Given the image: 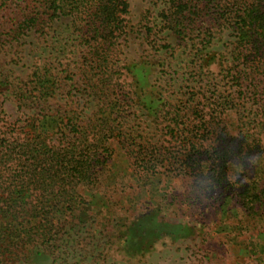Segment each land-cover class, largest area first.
I'll return each mask as SVG.
<instances>
[{"label": "trees", "instance_id": "obj_1", "mask_svg": "<svg viewBox=\"0 0 264 264\" xmlns=\"http://www.w3.org/2000/svg\"><path fill=\"white\" fill-rule=\"evenodd\" d=\"M128 13L125 0H0V98L4 88L22 112L36 114L31 117L32 130L23 139L6 138L0 132V257L9 260L5 264H28L26 247L57 238L62 227L74 221L75 211L88 204L81 191L102 185L112 156L113 129L127 131L123 120L117 122L119 109L134 102L133 98L112 99L110 78L104 76L111 52L128 34ZM160 16L163 29L178 39L196 31L198 51L211 45L218 33L230 32L232 40L221 59L224 65L218 64L224 75L214 76H221L218 82H225V90L211 85L214 89L204 103L197 106L193 94L180 101V108L161 96L152 113L158 124L167 123L164 129L175 143L151 145L146 134L127 132L131 139L127 155L144 179L165 171L193 182L190 196L184 193L174 199L195 204L206 197L210 210L218 203V211L226 207L222 214L236 211L235 219L230 215L227 223L219 222L227 224L231 244L243 242L240 237L251 231L250 226L264 222V0H169V8ZM63 17H71L88 49L77 68L78 78L74 80L66 65L62 69L66 75L55 73L51 63L42 68L36 65L26 80L14 77L8 63L22 60L25 40H47L56 31L53 24ZM144 29L148 36H155L151 27ZM66 80L71 82L68 90ZM72 90L74 97L83 91L91 103H98L97 112L83 118L82 109L75 110L69 117L70 104L55 100L59 92L67 96ZM107 109L112 112L106 116ZM116 112L118 116L112 117ZM55 118L57 140L33 136L39 121ZM29 133L32 137L26 138ZM209 141L211 145L205 147ZM229 166L237 169L231 171ZM60 209L65 216L54 221L52 215ZM155 213H142L127 227L126 233L131 231L133 238L126 243L139 246L137 251L156 232L167 233L168 227L178 230ZM78 219L79 224L85 223ZM246 245L249 257L264 252L259 242L249 240Z\"/></svg>", "mask_w": 264, "mask_h": 264}, {"label": "rangeland", "instance_id": "obj_2", "mask_svg": "<svg viewBox=\"0 0 264 264\" xmlns=\"http://www.w3.org/2000/svg\"><path fill=\"white\" fill-rule=\"evenodd\" d=\"M125 1L129 9L125 16L128 34L111 52L108 73L104 76L110 78L112 99L134 100L132 107H128L126 102L119 109L117 122L123 120L127 131L113 129L115 138L110 140L112 156L108 160L102 185L81 191L88 204L74 212L76 218L62 227L57 238L44 245L33 243L26 247V255L30 258L28 264H264V252L258 257H249L246 245L249 240L259 242L264 250V222L250 226L251 231L240 237L243 242L231 244L227 224L222 225L219 221L222 219L227 223L230 215L235 219L236 211L222 214L226 207L218 211V203L210 210L206 197L195 204L174 199L184 193L190 196L193 182L165 171L144 179L137 174L140 170L131 165L133 160L127 155L131 140L129 133L134 136L146 134L151 145L169 143L172 146L175 143L171 140L172 135L164 129L167 123L158 124L152 113L161 96H166L172 106L180 108V101L191 99L193 94L196 95L197 106L204 103L214 89L209 87L211 85H218V91L225 90V82H218L221 76L216 79L214 76L224 75L218 64L223 63L221 59L227 55L226 49L232 40L230 32L218 33L211 45L198 51L196 49L201 47L196 45V31L193 36L182 40L163 29L160 14L169 8V0ZM145 25L155 31V36L147 35ZM52 30L56 31L45 41L35 37L25 40L22 60H16L15 65L8 63L7 69L14 77L26 80L36 65L42 68L44 64L51 63L55 73L66 75L62 73L66 65L67 72L74 73V80L78 78L77 68L81 66L82 56L87 55L88 49L73 28L71 17L56 21ZM212 57L215 60L208 64ZM66 82L65 89L68 90L71 82ZM81 92L75 97L73 90L67 96L63 92L56 95L55 101L60 105L70 104L71 108L67 107L69 117L75 110L80 112L82 109L83 118L98 110V103H91L92 99ZM1 95L0 132L6 138L23 139L32 130L31 117H36V114L34 111L28 112L29 115L22 112L10 91L3 88ZM69 98L75 104L66 102L70 101ZM76 104L81 105L80 108ZM109 111L104 110L103 114L107 116ZM118 114L113 113L112 117ZM57 121L56 118L39 121V129H35L33 136L42 135L57 140L60 136L56 135L59 128ZM227 122L230 123L229 120ZM31 137L30 133L26 136ZM137 142H140L139 139ZM204 144L206 147L211 142ZM229 169L235 171L237 168L229 166ZM149 211L156 212L159 220L177 225L178 230L172 232L168 227L167 233L166 230L156 232L149 244L137 251L139 246L134 248L130 242L126 243L127 238H133L130 237L132 232L126 233V230L134 219ZM52 216L56 221L63 219L65 214L60 209ZM78 217L80 222L85 223L79 224ZM5 259L0 257V262L5 264L9 261Z\"/></svg>", "mask_w": 264, "mask_h": 264}]
</instances>
